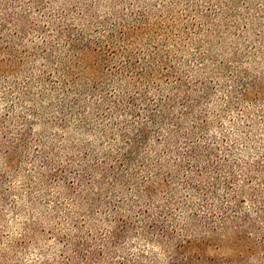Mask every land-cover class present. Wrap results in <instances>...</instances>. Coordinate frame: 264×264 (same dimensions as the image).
I'll use <instances>...</instances> for the list:
<instances>
[{"label":"trees","instance_id":"1","mask_svg":"<svg viewBox=\"0 0 264 264\" xmlns=\"http://www.w3.org/2000/svg\"><path fill=\"white\" fill-rule=\"evenodd\" d=\"M219 5L0 0V200L27 160L29 195L57 189L47 231L61 255L41 264H247L264 254V157L240 160L252 125L232 136L223 121L233 108L246 119L240 103L264 97V80L239 68L237 52L213 54ZM222 76L232 84L217 108ZM221 249L227 256L208 254Z\"/></svg>","mask_w":264,"mask_h":264},{"label":"rangeland","instance_id":"2","mask_svg":"<svg viewBox=\"0 0 264 264\" xmlns=\"http://www.w3.org/2000/svg\"><path fill=\"white\" fill-rule=\"evenodd\" d=\"M198 1L200 2L198 9L202 12L210 3L220 10L219 4L224 6L223 13L210 22L213 33L211 40L208 41L214 45L213 54L219 59H229L231 54L237 52L242 60L239 68L246 69L252 75L264 80V38L260 37L264 34V0ZM204 27L207 28L206 23ZM200 33L197 37L195 36L194 41L203 40L206 37V30ZM189 45L194 46L191 42ZM219 80V85L220 83L222 85L215 87L212 101L216 103L217 108L221 106V103L224 105L223 98L229 94L230 84H232L231 81H227L226 76L220 77ZM240 106L241 109L245 108L246 119L235 108L228 116L223 117L224 126L232 132V136L238 134L235 128H248V124L252 125L249 143L245 148L243 145L242 150H238L237 157L240 160L256 156L263 158L264 97L244 100ZM1 108H3L2 100H0ZM39 127L38 125L37 128ZM0 166H2L1 155ZM30 167L29 160L23 161L19 171L11 174L9 182L4 186L6 195L0 200V264H41L45 260L53 261L61 255V247L56 242V238L47 231L51 227L56 228L55 223L58 221H53L51 217L54 202L51 193L56 192L57 189L50 187L44 190L35 186L34 192L29 195L26 185L29 180L27 170ZM245 204L248 209H253L249 200ZM29 224H33L32 227L36 226L37 229L29 230L28 242L22 247L15 248L13 244L23 237ZM227 253H229L227 249L208 251L209 255L219 258L227 256ZM247 264H264V254L249 257Z\"/></svg>","mask_w":264,"mask_h":264}]
</instances>
